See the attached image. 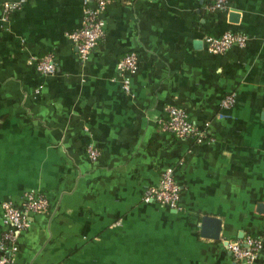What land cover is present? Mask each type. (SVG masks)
Instances as JSON below:
<instances>
[{
	"label": "crops",
	"instance_id": "1",
	"mask_svg": "<svg viewBox=\"0 0 264 264\" xmlns=\"http://www.w3.org/2000/svg\"><path fill=\"white\" fill-rule=\"evenodd\" d=\"M6 2L17 4L8 16ZM212 5L116 0L82 60L71 35L85 0H0V256L1 203L35 190L49 208L9 244L15 264H240L227 243L248 236L264 264V0ZM228 31L246 43L209 52L205 38ZM130 52L139 67L126 93L118 64ZM47 54L52 75L30 64ZM170 105L202 142L162 130ZM168 167L180 210L143 199ZM207 214L222 219L219 239L202 236Z\"/></svg>",
	"mask_w": 264,
	"mask_h": 264
},
{
	"label": "built area",
	"instance_id": "2",
	"mask_svg": "<svg viewBox=\"0 0 264 264\" xmlns=\"http://www.w3.org/2000/svg\"><path fill=\"white\" fill-rule=\"evenodd\" d=\"M85 0L83 23L80 30L71 35V39L76 46L79 57L84 60L100 44L106 34L105 21L103 18L107 6L116 0ZM226 0H213V9H222ZM17 4L6 2L4 11L6 16L16 9ZM247 41L245 35L225 32L221 35H209L205 38L206 47L209 52L223 54L233 46H243ZM30 64L45 75L55 74L57 64L52 55L33 57ZM139 67V58L136 53H127L118 64V68L123 77L122 87L126 93H131V81L129 73L135 72ZM234 94L226 95L220 104L221 109H228L235 105ZM168 118L162 126V130L175 135L180 139L191 138L194 141L202 142L204 133L199 131L196 124L190 119L187 111L178 106L167 107ZM220 117L226 115L219 113ZM87 152L92 160H97L99 151L94 146L87 147ZM144 201H155L168 205L174 209H181V189L175 178L174 168L168 167L162 174V178L157 185L149 186L143 194ZM49 208V200L41 192L31 190L24 194L20 203L5 200L1 203V219L8 227L5 239L2 242L3 254L0 256V264H15L13 259L7 254L9 244H13L17 235L28 228L32 222L34 213H42ZM228 248L236 261L240 264H253L258 257L263 244L257 237L248 236L244 240H235L227 243Z\"/></svg>",
	"mask_w": 264,
	"mask_h": 264
},
{
	"label": "water",
	"instance_id": "3",
	"mask_svg": "<svg viewBox=\"0 0 264 264\" xmlns=\"http://www.w3.org/2000/svg\"><path fill=\"white\" fill-rule=\"evenodd\" d=\"M233 15L238 17L237 14ZM201 231L204 237L219 239L222 231V219L209 214L204 215L201 220Z\"/></svg>",
	"mask_w": 264,
	"mask_h": 264
}]
</instances>
